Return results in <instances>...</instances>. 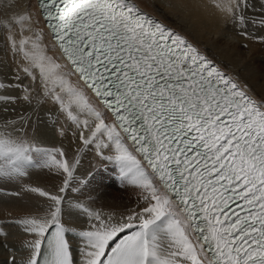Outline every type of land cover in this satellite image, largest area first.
I'll list each match as a JSON object with an SVG mask.
<instances>
[{
    "label": "snow or ice",
    "instance_id": "snow-or-ice-1",
    "mask_svg": "<svg viewBox=\"0 0 264 264\" xmlns=\"http://www.w3.org/2000/svg\"><path fill=\"white\" fill-rule=\"evenodd\" d=\"M35 3L65 63L46 55L32 0H5L0 27L28 61L23 72L75 127L73 138L114 153L105 158L141 190V202L116 216L77 201L70 207L84 226L69 227L62 194L80 190V160L28 137L30 117L5 119L0 179L33 168L61 178L55 191L25 186L47 201L41 214L17 221L33 236L27 264H264V100L138 0ZM247 4L227 6L241 26ZM17 26L32 35L18 39ZM12 87L21 85L0 82ZM31 91L23 88L25 101ZM15 100L0 94L4 105Z\"/></svg>",
    "mask_w": 264,
    "mask_h": 264
},
{
    "label": "bare ground",
    "instance_id": "bare-ground-1",
    "mask_svg": "<svg viewBox=\"0 0 264 264\" xmlns=\"http://www.w3.org/2000/svg\"><path fill=\"white\" fill-rule=\"evenodd\" d=\"M4 2L5 0H0V8L4 6ZM144 2H148V5L138 0L142 7H148L145 8L148 12L186 35L224 70L236 77L256 99L264 100V24L260 23L264 19V0H248L246 7L238 9L246 17L245 26L235 22L232 14L227 11L230 0H144ZM32 5L34 10H31V25L35 31L42 32V44L46 55L65 63L57 47H54L55 43L45 28L35 0H32ZM15 32L18 39L21 34L32 35L26 29L21 33L19 26ZM9 36L10 32L0 27V82L19 84L21 87L0 90V94L16 97L11 104L0 103V124L5 119H17L19 115L30 117L26 128L28 137L34 138L41 146L63 147L70 156L76 155L80 163L75 175L82 182L100 165V158L96 157L100 151L94 144L86 146L81 140L73 138L72 132L75 131V127L59 113L58 106L44 96L39 80L33 81L23 72L22 69L28 66V61L22 54L13 50ZM24 87L32 89L31 102L23 99ZM5 107L9 109L7 113L3 112ZM62 125L68 128L65 136H60L57 131ZM103 153L114 154L108 149H104ZM60 182L59 176L45 169L22 183L15 191L19 195L0 198V218L23 219L41 214L43 212L41 206L46 205L47 201L37 194L25 191V186L55 191ZM113 191L115 190L103 187L91 190L84 197L94 209L114 213L116 216L127 214L141 202L139 192L130 190L121 194ZM72 193L73 191L69 189L62 195L67 194L68 198ZM32 239L33 236L28 235L18 238L15 242ZM9 257L10 254H0V262L5 260L7 263Z\"/></svg>",
    "mask_w": 264,
    "mask_h": 264
},
{
    "label": "rangeland",
    "instance_id": "rangeland-1",
    "mask_svg": "<svg viewBox=\"0 0 264 264\" xmlns=\"http://www.w3.org/2000/svg\"><path fill=\"white\" fill-rule=\"evenodd\" d=\"M142 4H144V5H148V2H144V0H139ZM143 5V6H144ZM144 9L145 8H148V7H143ZM32 11L34 10V7H33V5H32V9H31ZM128 185V184H127ZM123 186L122 188H119V189H114L115 191H113V193H121V194H123V193H126L127 191H130V190H132V191H136V192H139V193H141V190L138 188V187H136L135 185H133V184H130V185H128V186ZM18 238H21V236H18L17 237V239ZM17 239H15V240H17ZM5 240V239H4ZM15 240L14 241H12V240H9V239H6V241H8V242H13V243H15ZM0 243L1 244H3V240L1 239V241H0ZM1 244H0V254H7L6 252H4L3 250H2V248H1ZM0 264H2V262H0ZM5 264H6V262H5Z\"/></svg>",
    "mask_w": 264,
    "mask_h": 264
}]
</instances>
